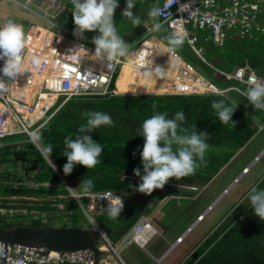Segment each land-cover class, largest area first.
Masks as SVG:
<instances>
[{"label":"trees","instance_id":"1","mask_svg":"<svg viewBox=\"0 0 264 264\" xmlns=\"http://www.w3.org/2000/svg\"><path fill=\"white\" fill-rule=\"evenodd\" d=\"M157 2L158 0H135L136 7L132 11L134 17L142 22L141 26H136L131 20L122 16L126 0H120L122 6L118 7L114 13L115 26L118 35L128 42L130 48L153 26V23L148 22L149 12L152 4L156 5ZM147 4L150 5L146 6ZM72 11V2L66 1L61 15L67 19L69 17L73 19ZM72 27L75 28V26ZM170 33L166 24L161 26L159 31H155L156 36L169 47L171 46L166 37ZM84 35L88 39H93L98 35V31L85 32ZM198 36L197 43L205 52L203 58L193 52L186 40L182 47L173 51L216 86L225 87L236 83L239 87L246 88L244 84L237 83L234 78L225 74L239 66L250 67L264 78V33L253 37L233 35L227 37L222 45L213 42L206 31L198 32ZM221 99L225 101L226 106H237L232 117L233 121L238 122L236 127L231 124H221L216 110L212 108V102ZM86 111L109 114L115 126H101L89 134L103 147L101 163L93 169L76 165L72 173L65 176L63 166L67 158L63 156L66 148L64 140L70 134L75 138L80 125L86 123V118L82 115ZM180 111L185 113L186 120L182 127L197 132H207L210 138L206 143L210 144V148L205 155L206 164H202L195 175L179 181L172 178L168 183L203 186L221 167L229 163L228 161L237 150L246 146L250 140L263 132L261 127L264 125L263 110L254 109L247 98L236 90H228L224 94L214 92L116 93L106 96H74L62 104L36 130L35 136L37 133L40 134L39 139L36 137L38 146L29 140L26 141L27 137L24 135L23 142L3 143L1 140L3 138L0 139V160H9L7 162L9 165L20 164L22 167H20V177L25 180L21 185L1 178L0 186L3 185V187L0 188V193L21 196L33 193L40 197L56 195L64 190L61 186L62 181H58V177L60 178L62 174L66 180H76L75 185L81 190L83 187H79L80 184L88 179H91L94 184L91 190L101 188L118 190L122 192L126 202L125 212L121 213L117 219L109 218L108 211L98 214L101 216L99 226L109 238L114 240L145 212L142 208L144 204L133 199L135 194L131 193V188L138 186L140 181H135L130 177H121L123 173L134 175L133 170L137 167L143 174L140 152L144 138L138 135L143 121L155 113H167V118H174L175 113ZM49 144L52 145L51 156L58 164L53 162L56 165L55 171L42 147ZM253 188L264 189V176ZM253 188L242 199L237 201V198L230 208L228 207L229 209L217 221L218 225L210 233H206L207 235L195 251V256H188L179 264H264V221L254 214L249 203V193ZM170 190V193H177L174 189ZM168 193L163 188L162 190L156 189L147 196L160 200ZM61 201L66 204L67 199L61 198ZM139 207L142 208L140 212L133 213V210ZM69 218L73 224L78 222L72 211ZM8 225L11 227L10 224Z\"/></svg>","mask_w":264,"mask_h":264},{"label":"built area","instance_id":"2","mask_svg":"<svg viewBox=\"0 0 264 264\" xmlns=\"http://www.w3.org/2000/svg\"><path fill=\"white\" fill-rule=\"evenodd\" d=\"M66 1L71 2V0H0V4L17 5L43 20L30 19L24 30L27 39L21 74L12 79L3 77L4 60H0V78H3L0 82L4 84V87L0 88V138L15 134L25 135L29 141L38 146L36 130L68 99L82 95L116 94L118 93L116 73L119 74L125 64L128 65L131 60L136 59L140 50L145 49L149 59L143 66L139 64L135 71L149 72L146 67L151 65L152 46L156 42H161L170 49L160 39L154 40L149 30V36L142 41V44L149 39L150 51L147 50L149 46H146L147 48H140L128 57L118 58L117 61H101L95 56V44L80 38L75 31L59 22L58 16L64 9ZM156 7L161 10L160 21L167 25L171 33H187L186 42L201 58L204 57V50L197 43L199 38L197 30L208 31L210 39L218 45L222 44L229 34L253 37L264 33V21L262 22L264 0H159ZM10 22L20 24L19 20L11 15H0V27ZM132 50L134 49L129 52ZM172 52L180 58L175 51ZM34 57L39 59L38 65L33 63ZM182 61L189 70L178 71L174 77H159L153 70L152 75L155 74L161 80L160 85L163 88L161 92L223 93L231 88V86H216L186 61ZM109 64L111 67L108 66ZM225 74L248 87L249 81L253 78L264 79L258 76L254 69L245 66ZM198 77L202 79V86L196 83ZM235 89L241 91L237 86ZM263 153L264 146L253 157L251 163L257 161ZM250 165L244 166L240 173L232 178L231 184L248 171ZM121 177L128 178L134 175L123 173ZM230 185L224 188L222 194ZM131 190L134 192L133 188ZM65 197H71L85 213H88L97 228H99L98 224L89 211L95 213L108 211L110 206L121 202H124L121 213L126 209L122 192L113 188H101L85 193L83 190L67 186ZM24 212L25 209L22 208L21 213ZM202 218L203 214H198L195 221ZM190 227L176 236L173 246L183 239ZM155 232L156 228L151 222V217L140 215L116 241L110 240L105 232H102L104 239L96 244L97 250L110 252L116 264H126L117 251L118 246L129 243L145 246L146 241ZM164 255V253L160 255L157 260L162 259ZM0 264H110V262L107 258L100 261L94 250L88 247L50 249L41 245L11 243L0 239Z\"/></svg>","mask_w":264,"mask_h":264},{"label":"clouds","instance_id":"3","mask_svg":"<svg viewBox=\"0 0 264 264\" xmlns=\"http://www.w3.org/2000/svg\"><path fill=\"white\" fill-rule=\"evenodd\" d=\"M71 2L73 4L72 15L75 25V30L69 26H65V25L64 26L66 28L75 31V34L80 38H85L87 41H90L91 43L95 44V56L101 61L106 60L109 62H113V61H117L118 58L128 57L130 55L129 50L133 49L138 43H142V41L149 36V32L148 35L144 34V36H142L139 40H137L135 45L130 48L128 42H126L120 35H118L117 27L115 26V21H114V13L119 6V0H71ZM134 7H136L135 0H126V7L122 12V16L131 20V22L136 26H141L142 23L141 20L139 18L134 17V13L132 11ZM160 14H161V10L158 7H156V5L155 7H152L149 12V16L153 18V20H155L157 17L159 18ZM15 19L17 21L19 20L20 24H15L10 22L6 26L0 27V60H4V67L2 71H3V77L7 79L15 78L23 71L22 69L23 53L27 39L24 31L27 28L25 22L28 21L29 23L30 20V19H20L19 17L16 16ZM160 28L161 25L159 23H154L152 30L159 31ZM92 31H98V35L95 36L93 39H88L87 36L84 35V33L92 32ZM151 34L153 35L154 33L151 32ZM186 35L187 33H180V32L170 33L166 37V40L171 46L170 51L182 47ZM157 39L159 38L157 37ZM33 63L38 65L40 61L39 59H36L34 57ZM108 66L111 67V64H109ZM156 71L157 72L159 71V67H157ZM150 74H151L150 72H145V75H150ZM118 75L119 74L116 73L115 78H118ZM2 79L3 78H0V80ZM234 80H236L237 83L243 84L242 82L238 81L235 78ZM238 85L239 84L236 83L231 84L229 85L231 86V88H229L228 90H236L235 86H237L241 91L238 90L236 91L240 92L243 96H245L254 109L264 110V79L253 78L251 81H249V87L244 84L247 90L243 89L242 87H239ZM229 86H225V87H229ZM3 87L4 84L0 82V88ZM225 92L221 94H224ZM166 94H173V93H166ZM174 94H186V93H174ZM153 106L155 107V104ZM212 108L216 110V113L218 115L221 124L223 125L231 124L233 127H236V124L238 122L233 121L232 117L237 106L234 107L226 106L225 101L221 99L219 101H213ZM82 115L86 118V123L80 125L77 133L75 134V138H73V135L70 134L64 140V144L66 148L63 153V156L67 158V162L63 166V173L65 176L70 175L76 165H81L87 169H93L98 164H100L101 163L100 157L103 152V147L99 142L93 140L92 136L89 134L94 132L96 129H98L101 126H108V127L115 126L109 114L99 111H86L82 113ZM185 122H186L185 113L183 111L175 113L174 118H167V113H155L150 118H147L143 121L141 130L139 131L138 134L140 136H143L144 138L143 148L142 151L140 152L141 163L143 166V174H141V170L139 167L133 170L134 175L139 177L140 183L138 184V186L135 187L130 185V187H133L134 190V192L131 190L132 194H136L137 192H140L145 195H151L152 192L156 189L162 190L170 179L174 178L175 180L179 181L181 179L193 176L196 174L197 169H199L202 164H206L205 155L210 148V144L206 143V141L210 137L207 134V132L204 131L197 132L196 130H190L189 128L182 127V124H184ZM45 152L48 154L47 159L49 163L52 165L53 171H55L56 165L53 163L51 159V155L53 153L51 144H49L45 148ZM255 162L251 163V166ZM60 179L63 182L64 190L62 193L53 195L54 199L53 198L52 199L54 201H59V203L55 202V206L53 207L64 209L66 207V204H64L61 201V198L67 199V197H65L67 186H71V185H67V182L64 181V178L62 176H60ZM81 186L83 187V191L87 193L90 192V190L94 187V184L91 179H88V180H83L79 187ZM74 188L80 190L79 188H77L76 185H74ZM1 195H4V197H1ZM1 195L0 197L1 199L4 200L5 206L7 205L6 199L8 198L19 197V199H21L24 197V195L22 196L10 195V194H1ZM24 200L26 199L24 198ZM34 201L36 203H40L45 200L40 196H36ZM212 202L214 204V201ZM249 203L252 209L254 210V214L261 221H264V189L253 188L249 193ZM212 206L213 205L206 206L204 210L197 213L196 216L198 214H203L204 216L207 210L210 209ZM40 207L41 206H39V208ZM22 208H28V206H26L25 204L20 207V209ZM123 208H124V202L110 206L108 210L109 218L117 219L118 217H120ZM125 208H126V202H125ZM43 213L46 214V211H44ZM141 215L150 216V214L148 213L147 214L142 213ZM150 217L153 226L156 228L153 222V216ZM33 223L27 224L24 222L21 225L24 226L42 225L39 222H33ZM48 226H52V225H48ZM88 227H91V225ZM98 227L101 229L102 232H104V230L99 226V224ZM124 232L121 233V235H123ZM156 232H157V228H156ZM121 235H119L115 240L111 238L109 239L112 241H116Z\"/></svg>","mask_w":264,"mask_h":264},{"label":"rangeland","instance_id":"4","mask_svg":"<svg viewBox=\"0 0 264 264\" xmlns=\"http://www.w3.org/2000/svg\"><path fill=\"white\" fill-rule=\"evenodd\" d=\"M0 5H1L0 15H11L13 18H15L16 16V17H19L20 19H33L36 21H43L42 18H40L39 16L31 15L28 12L22 10L17 5L10 4V3H1ZM41 11L45 12L44 10H41ZM200 31L197 30V32H200ZM152 38L154 40L157 39V37L154 34ZM146 46H149V47L147 48ZM140 48H147V50L150 51L151 44L149 42V39H148V42H145L143 44L138 43L133 48L134 50L130 52V55L133 54L135 51H138ZM134 60L131 61L132 70L134 69V64H135ZM178 61L179 63H182L180 60ZM180 65H181V68L177 69L175 63L170 58L167 60L166 65H165L166 66L165 71L163 70V72L165 74H169L172 77H174L178 71L179 72L184 71L183 67L186 68L185 64L182 63ZM126 66L130 67V64ZM193 69L196 70L195 68ZM197 72L201 73L199 70ZM140 76L147 77L144 74V72H138V74L135 76L137 81L140 80ZM149 78L152 81L161 84V80H159V78L155 76V74H153V77H149ZM243 89H246V88H243ZM118 93L162 94L161 90L155 91L152 89V87L143 88L139 86L136 87V89L122 90V91H119ZM261 127H262L263 132L258 134L252 140H250V142L246 146L237 150L235 155L228 161L229 163L227 162L228 164L221 167V169H219V171L212 177V179H210L203 186L199 187V186H191V185H181V184H173L171 182L165 185V189L166 188H168L167 190L174 189L177 191L176 193L177 197L179 198L182 197L179 200L178 207L175 204H173L171 207L168 206L170 207L169 209L170 214H167L166 216L162 218L160 216L161 220H159V222L160 221L162 222V223L160 222V225L163 226L162 224H166V223L168 224L167 225L168 230L165 232V235H167L166 238L169 241L168 246L171 244V240L175 236V234L173 237L169 236L168 232L171 231L173 233H181L182 231L186 229L187 226H191V227L186 232V234H184L183 239L179 242V244L174 249L170 248L166 252L165 256L167 255L168 252L169 253L164 259V262L171 260L172 258H178L185 251V247L189 243L196 241L198 238L200 240L201 236L203 237L207 232L209 231L211 232L218 225L217 221L223 216V213H225V211L230 208V205L237 198H238L237 201L242 199L244 195L251 188H253L255 184H257L262 179V177L264 176V155H262L252 166L250 165L251 166L250 169L246 171L245 173H243L242 176L238 180H236L233 184H231L233 182L232 178L237 176L244 166L251 164L253 157L262 150L264 146V125ZM39 135H40L39 133L36 134V137L38 139L40 138ZM1 140L3 143H11V142L16 143V142L24 141L23 135H16V134L3 137V139ZM25 140L27 141L28 138ZM42 147L45 150V147L47 146L43 145ZM39 153L43 156L41 152ZM9 158L12 159L14 157H9ZM43 158L48 163L47 159L44 156ZM51 159L56 165H58L53 160L52 156H51ZM8 161L0 160V179L6 178L8 181L22 185L25 182V180L21 179L20 177V172H21L22 167L20 166V164L9 165L7 164ZM60 173L62 174V171H60ZM62 176L64 177L63 174ZM130 178H134L135 181H140L139 177L137 176L130 177ZM58 181L61 182L59 177H58ZM64 181L67 182V185H71L73 187L76 184V180H73V179L66 180L65 178ZM61 183H62L61 186L63 187V182ZM49 184L52 185V183H49ZM0 185H1V182H0ZM228 185H230L229 189L225 193L221 194L222 191H224V188H226ZM2 187L3 185L0 186V188ZM184 196H187V197H184ZM23 198L26 199L23 202L22 200L19 199V197L8 198L6 199L7 205L5 206L4 200L1 199L0 197V216H2L5 222L7 224H10V226L16 225V224H23L24 222L27 224H30L33 222L40 223V219H42L41 220L42 225H47L50 223L52 224L57 223L54 226H65L64 224H62L63 221L58 220V219H61L62 217L66 218L67 216H70L71 211L75 219L78 221V223H80V226L84 225L85 223L86 224L89 223L90 225H93L89 214L85 213V211L78 204H76L71 197L67 198L66 207L64 209L53 207L55 206V202L59 203V201L53 200L54 199L53 194L42 197L45 201H42L40 203H36L34 201L36 197L34 198L33 197H23ZM212 201H214V204ZM18 202H22V203L26 202L25 204L26 206H28V208H24L25 209L24 213H21L20 205H15ZM209 205H213V206L207 210V212L205 213L202 219L195 221L196 214L203 211L204 208ZM39 206L41 207L39 208ZM44 211H46V214H50L51 216L53 215L55 218H51V219L43 218V216L46 215L45 213H43ZM89 213L91 214L93 219L98 223L101 217L100 215H98L99 213H95L94 211H89ZM155 238L159 240L162 239L160 237H155ZM162 243L166 244V242L163 240H162ZM200 244L196 243L192 247H189L190 249L189 248H188L189 250L187 249L188 252L187 254L185 252V255H188L190 252L196 251L199 248ZM148 247L151 249L152 244L151 243L148 244ZM130 254H133V251L131 248H130ZM158 256H160V254ZM158 256H155V254L152 257H150L149 255L148 257L145 255H143L142 257L141 255L137 256L136 264H159V262L162 259L157 260Z\"/></svg>","mask_w":264,"mask_h":264},{"label":"crops","instance_id":"5","mask_svg":"<svg viewBox=\"0 0 264 264\" xmlns=\"http://www.w3.org/2000/svg\"><path fill=\"white\" fill-rule=\"evenodd\" d=\"M148 5H150V4H147L146 6H148ZM120 6H122V5H121L120 0H119V6L118 7H120ZM152 7H155V5L152 4ZM61 14L58 17V20L63 25L69 26V27L75 29L74 27H72V26H75L73 19H70V17H69V19H67V18L63 17ZM148 22L153 23V26H154V23H160L161 26H163L165 24L163 22H160L158 17L155 20H153V18H151L150 16H149ZM25 23H26L25 25L27 26L28 21H26ZM153 26H151L144 34L148 35L149 30H151V32H153L154 35L156 36L155 31L152 30ZM201 31H206V30H201ZM206 32H208V31H206ZM231 36H233V35L232 34L228 35V37H231ZM140 52H141L142 56H144V57L141 56L142 59H135L134 60L135 61L134 69L132 70V65L130 62V67L124 66L121 73L119 74L118 84H119L120 88L122 90H128V89H136V87L139 86V87H143V88L152 87V89L155 91L162 90L163 88L160 85V83L158 84L157 82L152 81L149 77H153V75H152L153 70L157 73V76H159V77L171 76L169 74H165L163 72V70L165 71L166 62L168 59H170L172 57V53L170 54V52H168L167 48L164 45H162L161 43L158 44L156 42V44L152 46L151 65L146 67L147 70L151 74L146 75L147 77L140 76V80L137 81L135 76L138 74V71H135V70L137 69L139 64H140V66H143V64L146 62V60L149 59V56L147 55L145 49L141 50ZM172 61L175 63L177 69L181 68L180 64H182V63H179L177 58H174ZM157 67H159L158 72L156 71ZM183 70L187 71V70H189V68L186 67ZM141 72H143V71L141 70ZM144 74H145V72H144ZM167 189L168 188H166L165 190H166V192H169V193L163 195L160 200H154V199L150 198L149 196H147L143 193H140V192H137L135 194V196L133 197V199L140 201L142 204H144L142 206V208H143V211L146 212V213L144 212L145 214L148 213V214H150V216H153V222L157 228V233L155 235H152L146 241L145 246H140L137 243L122 244V245L118 246L117 251L120 253V256L123 258V260L126 262V264H136L137 263V256H140V255H141V257L143 255H145L147 257L149 255L150 257H152L154 254H155V256H158L159 254L161 255L162 253L166 254V252L170 248L174 249L179 244L178 243L175 246L172 245L174 243L176 236L179 233H173L170 231V232H168L169 236L173 237L174 234H175V236L171 240V244L168 246L169 241L166 238L167 235H165V232L168 230V226H167L168 224L167 223L162 224L163 226H161L160 225L161 221L159 222V220H161L162 217L166 216L167 214H170L169 209L173 204H175L178 207L179 200L182 198V197L181 198L177 197L176 193H170L171 190H167ZM184 197H187V196H184ZM168 206H170V207H168ZM142 208L139 207L135 210H139V212H140V210ZM160 216H161V218H160ZM43 218L51 219V218H55V217L53 215L51 216L50 214H46L45 216H43ZM69 219H70L69 216H67L66 218L62 217L61 219H58V220H62L65 226H77V227H88V226H90L89 223H87V224L85 223L84 225L80 226V223H78L77 221H76L77 222L76 224H73ZM41 220L42 219H40V223H41ZM82 223H84V222H82ZM33 224H35V223H33ZM56 224L57 223H54V224L50 223L47 225L54 226ZM155 237H160L162 239L159 240V239H156ZM201 238H202V236H201ZM162 240L165 241L166 244H163ZM198 242H199V238L196 241L189 243L185 247V251L178 258H172L171 260L164 262V259L166 258V256L169 253L168 252L166 256L164 255L165 257L162 258V260L159 262V264H179L187 256V255H185V252L187 254L188 250L190 249L189 247H192L194 244H196ZM150 243L152 244L151 249L148 247V244H150ZM130 248L132 249L133 254H130ZM98 258L100 259V261H103L104 258H107V259H109L110 264H116V261H114L110 252H99Z\"/></svg>","mask_w":264,"mask_h":264},{"label":"water","instance_id":"6","mask_svg":"<svg viewBox=\"0 0 264 264\" xmlns=\"http://www.w3.org/2000/svg\"><path fill=\"white\" fill-rule=\"evenodd\" d=\"M139 212V210H134ZM0 239L26 245H42L53 249L91 248L98 255L97 242L103 240L102 231L95 225L77 226H24L16 224L11 227H0Z\"/></svg>","mask_w":264,"mask_h":264},{"label":"flooded vegetation","instance_id":"7","mask_svg":"<svg viewBox=\"0 0 264 264\" xmlns=\"http://www.w3.org/2000/svg\"><path fill=\"white\" fill-rule=\"evenodd\" d=\"M35 137H36V136H35ZM1 197H4V195H1ZM24 197H33V198H34V197H36V195L33 194V193H30V194H28V195H24ZM20 200H22V202H23V201H24V198H21ZM22 202H18V203H16L15 205H20V206L25 205V202H24V203H22ZM8 226H9V225L5 222L4 218H3L2 216H0V227H8ZM208 233H210V231L207 232V234H208ZM207 234H205V235L199 240V242H198L199 244L202 242L203 238H205V236H206ZM178 235H179V234H178ZM178 243H179V242H178ZM178 243H177V244H178ZM198 243H197V244H198ZM177 244H175V245H177ZM175 245H174V246H175ZM190 253H191V252H190ZM190 253L187 255V257H188V256H193V257H194L196 252L194 251V252H192L191 254H190ZM161 255H162V254H161ZM183 260H184V259H183ZM183 260H182V261H183ZM182 261H181V262H182Z\"/></svg>","mask_w":264,"mask_h":264},{"label":"bare ground","instance_id":"8","mask_svg":"<svg viewBox=\"0 0 264 264\" xmlns=\"http://www.w3.org/2000/svg\"><path fill=\"white\" fill-rule=\"evenodd\" d=\"M167 50H168V52H170V54L172 53V57H171L172 60H173L174 58H177V59L180 60L183 64L186 65V63H184L180 58H178V56H177L174 52L170 51L169 48H167ZM140 51H141V50H140ZM140 51H139V53L137 54L136 59H142V58H141L142 54H141ZM148 56H149V55H148ZM142 57H144V56H142ZM150 60H152V59L150 58ZM129 64H130V63H129ZM129 64H128V65H129ZM124 66H126V64H125ZM124 66H123V67H124ZM123 67L121 68L120 73H121ZM186 67H187V65H186ZM183 68H185V67H183ZM191 71H192V70H191ZM193 72H194V71H193ZM120 73H119V74H120ZM118 77H119V75H118ZM196 79H198V80H197V84H198V82H200V84H198V85H199V86H202V79H200L199 77L196 78ZM116 86H117V90H118V91H122V89L120 88V86H119V84H118V78H117V81H116ZM123 92H124V91H123Z\"/></svg>","mask_w":264,"mask_h":264}]
</instances>
